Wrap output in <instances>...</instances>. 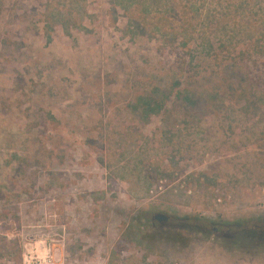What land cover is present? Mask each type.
<instances>
[{
	"label": "rangeland",
	"instance_id": "rangeland-1",
	"mask_svg": "<svg viewBox=\"0 0 264 264\" xmlns=\"http://www.w3.org/2000/svg\"><path fill=\"white\" fill-rule=\"evenodd\" d=\"M114 1L0 0V264H264V241L211 231L264 228V109L189 126L172 94L139 118L177 54Z\"/></svg>",
	"mask_w": 264,
	"mask_h": 264
},
{
	"label": "trees",
	"instance_id": "trees-1",
	"mask_svg": "<svg viewBox=\"0 0 264 264\" xmlns=\"http://www.w3.org/2000/svg\"><path fill=\"white\" fill-rule=\"evenodd\" d=\"M262 1L115 0L114 4L127 12L133 35L158 34L162 47L174 49L177 54L178 65L171 68L170 80L158 72L148 74L154 84L133 107L143 111L139 118L162 110L172 94L175 111L189 126L202 115L218 116L227 100L231 102L229 108L241 103L245 112L254 104L264 109V92L249 75L254 68L256 78L261 80L264 72ZM130 4L140 8L139 17L132 15ZM205 223L192 218L177 222L172 230L203 233ZM250 239L264 241V235L246 231L236 236L239 242Z\"/></svg>",
	"mask_w": 264,
	"mask_h": 264
},
{
	"label": "flooded vegetation",
	"instance_id": "flooded-vegetation-1",
	"mask_svg": "<svg viewBox=\"0 0 264 264\" xmlns=\"http://www.w3.org/2000/svg\"><path fill=\"white\" fill-rule=\"evenodd\" d=\"M164 222V221H163ZM166 222V221H165ZM206 229V227H205ZM252 231H256V233L260 235H264V228L263 226H260L258 224L253 225ZM213 234H218L220 233L221 235H230L229 237L232 239H236V236L240 234L241 232H246L248 231V227L246 225H239V224H221L212 227L211 229Z\"/></svg>",
	"mask_w": 264,
	"mask_h": 264
},
{
	"label": "water",
	"instance_id": "water-1",
	"mask_svg": "<svg viewBox=\"0 0 264 264\" xmlns=\"http://www.w3.org/2000/svg\"><path fill=\"white\" fill-rule=\"evenodd\" d=\"M154 219L158 222H162V221H167L168 220V217L166 215H163V214H156L154 216Z\"/></svg>",
	"mask_w": 264,
	"mask_h": 264
}]
</instances>
